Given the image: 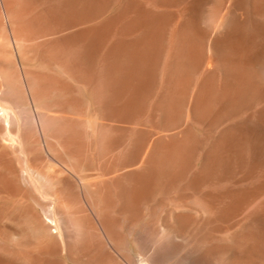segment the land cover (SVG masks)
<instances>
[{
	"label": "bare ground",
	"instance_id": "6f19581e",
	"mask_svg": "<svg viewBox=\"0 0 264 264\" xmlns=\"http://www.w3.org/2000/svg\"><path fill=\"white\" fill-rule=\"evenodd\" d=\"M212 1L0 0L14 43L22 37L25 53L41 67L25 69L37 81L32 87L26 76L39 120L62 118L51 137L72 154L84 136L77 125L91 129L111 161V171L100 173L111 176L97 182L99 197L84 183L91 215L86 227L76 228L78 242L67 238L70 257L93 254L90 264H264V84L256 70L264 58V0H219L218 28L201 22ZM56 67L89 88L96 127L80 114L39 105L49 89L66 88ZM67 180L65 189H53L57 208H66L64 217L71 219L77 193ZM167 194L175 203H200L207 215L194 224L178 216L163 234L167 227L152 218ZM38 212L30 219L42 234L25 238L23 247L31 249L23 252L1 244L0 264H59L47 255L60 241ZM89 231L99 236L97 244ZM214 231H230L229 239L213 244ZM126 233L138 255L130 252Z\"/></svg>",
	"mask_w": 264,
	"mask_h": 264
},
{
	"label": "rangeland",
	"instance_id": "374dc122",
	"mask_svg": "<svg viewBox=\"0 0 264 264\" xmlns=\"http://www.w3.org/2000/svg\"><path fill=\"white\" fill-rule=\"evenodd\" d=\"M217 3L220 4L219 0H213L210 4L207 5L206 7L207 10L206 9L204 10L203 15H202L203 18L201 19V22L204 26L206 25L205 27H212V28L220 27V24H221L220 22H221L223 12L222 10H220L221 4L220 6L218 5L219 6L218 7ZM5 16L6 14L3 11V8L1 6L0 7V245L8 244L11 247H13L14 250L18 249L21 252L31 249L30 247L31 245L30 246L26 245V247H23L24 245L22 243L26 240L25 238H27L28 236L29 238L32 237L35 239V237L40 236L42 234V232L40 234L39 232L36 233L37 229H35L36 228L35 222L33 223V221L30 219L32 218V216L30 215L31 211H37V212L39 211L38 213L43 214L44 218H47V222L51 223L52 228H53V229L51 228V230L56 233V237L59 239L58 242L60 241L59 242L60 251L58 250L57 247L55 248L51 247L48 249L49 254L47 256H49L50 254L52 256H55L53 258L56 260L59 259L58 260L59 264H90L87 262V260L93 255L91 253H90L91 256L89 254L87 255L84 254L83 256L81 255L80 258L70 257L68 248H67L68 247L67 238L70 236L69 239L72 240V238L75 236L72 241L75 243L78 242L79 235H78V232L76 231V228H79V227L84 228L88 225L87 223L88 219L86 220V216H89V214L91 215V210L89 208V205H87V201L85 200V197L83 195L84 194L83 191H85L83 187L85 186V184L86 185L92 184V186L88 185L87 187L85 186L84 188H90V191H92V193L96 197L100 196L99 188H98L99 185L97 184V182H99V180L102 181V177L104 179V178L111 176V174H108V176L105 175L104 177V175L102 176V174H100L102 171L104 172L108 170L111 171L108 167V165H110V167L112 168V165L109 164V161H110V158H108L109 155L105 154L101 150V148H99V146L96 144V141H93L95 137L93 138V133L91 129H88L85 126L80 128V126H83L82 124L77 125V128L79 126V129L80 130L82 129L81 130L82 136L84 135L81 139V142H79L80 146L82 145L83 149H81L79 146V148H76L75 150L76 153L73 152L72 154V152L65 151V148L57 140L51 137V134L53 133V130L55 129L54 127H56L55 125L58 126V124L63 123V120L61 117H55L54 115H49V117H47L48 115H44V116H41L42 120H39L40 118H38V114H36L33 107H31L30 99L28 96L29 93L27 92L28 87L26 83V78H27L26 76H28L29 78L30 73L27 72L26 74L25 69L40 70L41 67L34 61L30 60L28 55L25 53L27 47L22 37L20 38V42L16 46V44L14 43L13 35L11 34L12 32H11V28L9 24L3 23L2 22L3 20H1V19L6 20ZM260 62L257 65L256 70H257L258 75L261 74L259 76L260 80L261 78H263L262 80L264 81V58ZM61 69L62 68L60 67H56L55 71L65 80L66 88L49 89L47 91L49 93L46 92L45 93L46 95L43 94L44 97L43 96L41 97L39 101V105L41 106L45 105V107L48 110H51V112L54 111V112H59V113H64V114L68 113V115H72V116L74 114L75 117L76 116L78 117L80 114L83 118L92 119L93 127H96L98 124L97 122L99 120V117L97 118L98 115L95 113L94 109L96 108V106H95L93 97L92 96L90 97L91 92L89 88L86 85L82 84L80 81H77L74 77L69 76L63 69L62 70ZM64 75H67V76H64ZM263 81H261V83L264 84ZM36 84H37V81L31 78V86L34 87L36 86ZM26 87H27V90H26ZM25 103L26 105H24ZM263 103H264V100L260 102L259 104H263ZM79 105L80 106L82 105V106L80 107ZM60 108L62 109L60 110ZM68 108L72 111L69 112L70 110H68ZM9 109L12 112V115H10L11 113L9 112ZM92 112H94V114ZM8 118H9V122H8ZM10 118L12 121L10 120ZM43 128L45 132L42 131ZM197 130H200V128H197ZM91 140H92V144H91ZM83 143L85 146L83 145ZM60 146L62 149L59 148ZM63 150H64V153H63ZM96 150H98V153ZM99 150L101 151V153H99L100 152ZM73 167L75 168V170L73 169ZM105 169L107 170L105 171ZM68 175L69 177L73 179L74 182L72 183L75 184V186L71 183V187L73 186L72 187L74 188L73 191H76L77 193V197L74 198L73 201H71L69 204V208L71 207L70 209L72 211L71 213L73 216L71 217V219L64 217L66 215L65 214L66 208H61V209L57 208L58 204H57V198L55 194L56 191L53 189V188L56 189L59 187L61 188L63 187L65 189L66 184L68 187V185L70 184L67 180L69 178ZM88 175L94 176V177L91 178L90 176L88 177ZM75 178L78 180H76ZM93 178L94 179L96 178V179L93 180ZM82 182L83 184H80ZM10 183H13V184H10ZM16 185L18 187H16ZM169 195L167 194L166 196H169ZM154 196L158 197L159 194L157 195V192H156L154 193ZM168 199H166L165 201L166 203L165 202L163 203L161 201H160L161 203L158 202V206H157L158 208H156V212L158 211L159 212L157 214L155 213L154 217L152 218V220L155 221V219L158 220L163 217L161 221L160 220L158 221L156 220L157 222L155 221V223L160 222V224L158 223V225L160 226L162 225L161 227L163 230H165V228L169 226V223L172 224L171 221L173 222V224L175 222V225H176L177 222L174 220H176L178 216L187 217V219H189L188 221H190L189 224H194L195 221H198L207 215V212L204 209V207L200 203L194 200H188L185 203L184 202L175 203L171 199V197ZM154 202H155L154 200L151 201V204H153ZM148 208L149 207L148 206L146 207L145 205L142 211L147 212ZM174 209H175V212H174ZM60 212H63V215ZM46 214L47 216L49 215V217H47ZM173 216L175 219L173 218ZM163 219H164V222H163ZM166 222H169V223L167 224ZM34 225H35V228L33 227ZM68 227H70L71 229H68L69 231H64ZM168 229H170V227H167V230H165L163 234L167 233ZM217 232H219L220 234H218ZM89 235L90 236H87V237L88 238L90 237L92 242L94 244H97L99 240V236L95 234V231H91ZM127 236L129 240L128 244H129L130 252L134 255L135 254L138 255L139 246L138 244H136V241L134 240L133 235L131 236V234L128 233ZM211 236L214 239L213 244H218L219 241L217 242V240H220L223 237V239H221L219 242L221 244L222 240H223V243L225 242V238H227L226 241L229 239L230 231H214L212 232ZM211 236H209L210 244H212V240H213ZM165 237H168V236H165ZM180 237L182 236H178V233H176V239L182 240V238ZM184 237H183V240H184ZM217 237L218 239H216ZM2 245L0 246V249H1L0 254H3ZM18 246L21 249H19ZM93 249H94L93 251H95L96 247L94 246ZM51 255L49 256V258H52ZM14 264H24V262L15 261Z\"/></svg>",
	"mask_w": 264,
	"mask_h": 264
}]
</instances>
